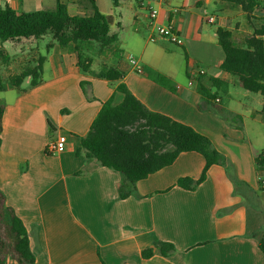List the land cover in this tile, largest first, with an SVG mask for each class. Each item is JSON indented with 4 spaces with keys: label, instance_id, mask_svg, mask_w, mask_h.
I'll return each mask as SVG.
<instances>
[{
    "label": "crops",
    "instance_id": "1",
    "mask_svg": "<svg viewBox=\"0 0 264 264\" xmlns=\"http://www.w3.org/2000/svg\"><path fill=\"white\" fill-rule=\"evenodd\" d=\"M56 1L0 0V7L31 12L53 9ZM63 1L71 15L93 13L88 0ZM154 1L161 10L160 23L172 25L183 40L174 45L186 52L185 64L176 65L181 51L171 49L173 43L149 40L153 23L141 0H125L117 7L112 0H95L110 18V33L118 42L116 52L101 50L92 56L91 70L98 72L103 65L125 70L121 82L149 110L207 136L227 158L231 171L213 165L195 189L182 188L178 179L197 180L205 159L197 152L181 153L173 164L137 182L135 192L120 199L122 175L76 153L103 104L109 99L114 105L123 101L118 83L84 73L73 44L61 46L53 36L49 43H41L49 34L25 39L21 57L8 52L14 57L12 63L21 60L23 66L44 57L43 81L26 91L0 90V104L5 105L0 190L27 229L35 264H264L258 245L264 234V191L253 157L261 142L256 130L264 128V99L258 93L242 92L237 78L221 70L225 53L216 38L219 27L233 32L236 40L252 34L263 23L264 0L252 21L239 6L222 1ZM174 8L180 10L174 13ZM209 17L215 21L210 23ZM128 26L134 30H127ZM130 57L143 70L152 68L168 76L175 91L156 83L145 71L137 73ZM199 69L228 84L229 100L223 108L232 118L224 120L208 109L196 79ZM1 70L0 78L13 74ZM82 81L89 82L86 94ZM28 84L29 80L22 88ZM59 136L66 138L64 148L47 152ZM160 241L172 243L176 251L164 256L156 246ZM147 248L154 254L144 258ZM5 264L18 263L10 256Z\"/></svg>",
    "mask_w": 264,
    "mask_h": 264
},
{
    "label": "trees",
    "instance_id": "2",
    "mask_svg": "<svg viewBox=\"0 0 264 264\" xmlns=\"http://www.w3.org/2000/svg\"><path fill=\"white\" fill-rule=\"evenodd\" d=\"M88 1L92 5L93 13L86 16L71 15L63 0H57L53 9L31 12L19 13L8 5L0 7L2 41L38 39L43 34H51L61 46L74 45L78 65L84 73L111 84L118 83L116 89L123 93V101L114 105L113 100L109 99L103 104L87 135L81 138L77 155L87 160H96L101 166L122 175L120 199L133 194L137 182L170 166L185 152L201 154L205 159V166L197 180L188 177L178 179L177 185L182 188L195 189L206 179L207 172L213 165H221L230 172L229 161L207 136L169 116L149 110L121 82L125 70L107 65H103L98 72L91 70L92 56L88 52L92 50L91 45L97 44L106 51L115 50L118 38L110 33V18L98 9L95 0ZM122 1L125 0H112L115 7ZM215 1L239 6L249 21L253 20L255 12L261 6V0ZM262 21L263 23L254 27L252 34L245 36L241 42L234 38L233 32L223 27L217 28L216 38L225 53L221 70L237 78L245 90L258 93L264 99V18ZM13 60L14 57L0 47V67L9 66ZM43 65L44 57H40L35 63L28 62L27 65L21 66L19 73L7 77L6 85L2 83L1 77L0 90L10 87L26 91L39 86L43 81ZM144 71L156 83L175 91L168 76L152 68H144ZM196 79L208 109L224 119L232 118L223 107L218 106L219 101H216L219 97L218 91L228 93V84L206 75H197ZM27 80L28 86L22 88ZM88 84L89 82H81L85 94ZM213 89H216V92ZM4 109L5 105L0 104V148ZM261 112L264 113V106ZM49 125L53 130L52 124ZM253 157L257 170L264 176V148L254 149ZM241 185L238 183L236 186ZM261 189L264 191V188ZM258 245L264 253V234L259 238ZM156 246L164 256L176 251L174 245L169 242L160 241ZM153 254L152 248L142 252L144 258ZM10 256H13L18 264L36 262L27 229L14 210L6 204L5 195L0 190V264H5Z\"/></svg>",
    "mask_w": 264,
    "mask_h": 264
},
{
    "label": "built area",
    "instance_id": "3",
    "mask_svg": "<svg viewBox=\"0 0 264 264\" xmlns=\"http://www.w3.org/2000/svg\"><path fill=\"white\" fill-rule=\"evenodd\" d=\"M165 0H160V2H164ZM141 5L145 6L147 14L150 18V20L153 23V28H152V33L149 37V40L151 42H155L158 39H167L173 44L176 45H181L183 43V40L180 38L178 35L176 29L172 26H164L160 23L159 18H160V7L155 3L154 0H141ZM180 9L179 8H174L173 12L177 13ZM208 21L210 23H213L215 21L214 17H209ZM130 63L134 67L137 73H143V67L140 66L137 62V60L133 57H130ZM205 70L204 69H199L197 72V75H204ZM193 79L191 77V80L189 81V85H192ZM216 101H220L217 99ZM66 143V138L64 136H59L55 140L51 141L49 146L47 147V151L49 153H54L62 150L65 146ZM258 182L261 185L262 188H264V176L260 174L258 176Z\"/></svg>",
    "mask_w": 264,
    "mask_h": 264
},
{
    "label": "rangeland",
    "instance_id": "4",
    "mask_svg": "<svg viewBox=\"0 0 264 264\" xmlns=\"http://www.w3.org/2000/svg\"><path fill=\"white\" fill-rule=\"evenodd\" d=\"M212 11L211 10H209V14L211 13ZM213 13H216V14H219V12H213ZM127 18H130V16H127ZM141 19L143 20V21H145V19L143 18V17H141ZM130 20V19H129ZM129 20H127V23L128 22H130ZM130 25H132L131 23H130ZM207 27H208V29L209 30H211V31H214L215 29H216V25H207ZM127 30H134V26H128V29ZM141 30H144V29H141ZM52 35L51 34H49V35H47L46 37H44V39L43 40H41V43H49L51 40H52V37H51ZM237 41H239V42H241V40H237ZM25 42H26V40L25 39H20L19 40V42L18 43H13L12 41H2L1 39H0V47H2V48H4L6 51H8L11 55H13V56H16L17 57V55H18V57H21V54H20V51H21V49H20V47H23V45L26 47V45H25ZM170 44V43H169ZM95 46H94V48H92V50H88V52H89V54L91 55V56H94L95 57V55H97L102 49H101V47L100 46H98L97 44H94ZM170 47H171V49H180V53H178V55H176V60H175V63H176V65L177 66H181V65H184L185 64V61H186V59H187V54H186V52L184 51V50H182L183 48L182 47H179V46H176V45H174V44H170L169 45ZM86 53V52H85ZM20 62H21V60H19V61H16V62H14V63H12V65H10L11 66V68H8V67H3V69L1 70L3 73H5V74H7V73H16V72H18V71H20V66H21V64H20ZM95 67H96V65H95ZM3 79H2V83L4 84V85H6L7 84V77H2ZM183 78H184V80H186L187 79V77H186V75L184 74L183 75ZM25 84V83H24ZM240 88V90L242 91V92H247V90H245L243 87H239ZM213 91L214 92H216V90L215 89H213ZM250 92V91H249ZM218 93V95H219V97L223 100V102L221 103V104H218V106H220V107H225V104L228 102V100H229V96H228V94L227 93H225V92H222V91H218L217 92ZM252 93V92H251ZM253 94V93H252ZM255 94H257V93H255ZM254 94V95H255ZM244 102H245V104L247 105V106H249V105H251V102L248 100V99H244ZM245 105V106H246ZM245 106H240V105H238V107H245ZM246 106V107H247ZM212 113H214L215 114V112H213V111H211ZM215 115H217V114H215ZM217 116H219V115H217ZM220 117V116H219ZM224 119V118H223ZM224 120H226V119H224ZM256 133H257V135L259 136V138H260V140H261V142L259 143V144H256V148H259V149H261V148H264V128L263 127H260V129L257 131L256 130Z\"/></svg>",
    "mask_w": 264,
    "mask_h": 264
}]
</instances>
